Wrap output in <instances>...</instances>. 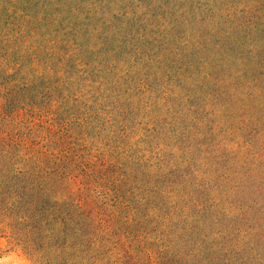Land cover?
<instances>
[{"label": "trees", "instance_id": "trees-1", "mask_svg": "<svg viewBox=\"0 0 264 264\" xmlns=\"http://www.w3.org/2000/svg\"><path fill=\"white\" fill-rule=\"evenodd\" d=\"M27 1L43 15L29 31L35 43L11 63L20 83L0 75V231L10 244L33 264H264V0L247 22L231 20L217 43L198 29L217 13L197 0ZM177 40L169 61L165 51ZM241 49L247 74L238 72ZM183 89L194 100L186 99L183 121L170 122L176 131L198 121L205 91L239 117L238 129L253 131L250 164L233 176L224 171L235 172L233 165L224 167L210 201L219 210L203 205L204 192L181 168L190 160L160 158L155 170L143 147L127 153L141 104L163 99L156 108L163 115ZM211 144L220 165L224 142ZM166 175L180 184L173 209L170 186L158 179ZM240 176L223 206L225 185Z\"/></svg>", "mask_w": 264, "mask_h": 264}, {"label": "rangeland", "instance_id": "rangeland-1", "mask_svg": "<svg viewBox=\"0 0 264 264\" xmlns=\"http://www.w3.org/2000/svg\"><path fill=\"white\" fill-rule=\"evenodd\" d=\"M258 1V0H257ZM256 0H197V4L201 3L202 6L210 8V11H214L217 15L212 19V22L205 26H201L198 29L203 30L206 34V39L213 43L217 41H222L223 29L228 26V23L236 17H239V21L247 22L250 17L251 12L254 11L255 7L258 6ZM247 3V4H245ZM27 0H0V75L4 76L11 74L10 79H7L8 82L20 83V71H17V67L11 68V63H16L19 61L17 59V54L19 49L24 47L27 43H35L36 38L29 39V31L32 29L31 25L35 22V19H39L43 15L40 13L39 8L34 7ZM190 5V4H189ZM192 6V9L195 8L196 11L198 6ZM251 7L250 11H246L248 7ZM206 15L205 10L201 12V15L198 17H204ZM36 24V22L34 23ZM183 24H179V27L183 28ZM209 25V26H208ZM171 25H169L170 27ZM208 26V27H207ZM155 31V30H154ZM157 34V33H156ZM155 34V36H156ZM254 36V35H253ZM225 42V41H224ZM179 41H174L173 45H169L168 50L165 51L164 57L171 61L172 54H175V51L179 47ZM243 47V46H242ZM223 50L229 48L226 45L220 47ZM212 48L208 49V54L212 51ZM244 52V57L246 58L247 49H241ZM212 54V53H211ZM236 58L241 59L244 62L239 69V73L247 74L248 73V64L249 58L242 56H237ZM10 64V66H8ZM160 64V63H155ZM0 81L4 79L0 76ZM197 87H194L196 90ZM4 89V83H0V91ZM3 91V90H2ZM197 89L195 92H198ZM189 90L183 89L182 95L184 97H178L177 100L173 102H168L166 105V112L162 115L157 114L156 108L164 104L165 100L157 99L159 102L141 104L138 115L135 116V121H138L136 125L137 131L135 134L130 136L129 140H126V145H129L127 153L131 155L134 154L135 149L143 147L145 150L143 153H139L146 159L152 168L156 170V167L160 165V158L163 159L164 164L173 162H180L184 166L190 160V169L181 167L183 170L188 173H192L194 183L198 188V191L204 192L202 194V203L206 207H211L212 209L219 210L217 205L210 202L211 199L217 196V189L222 186L221 176H226L229 173L230 175H236L238 169L240 173L250 164V151L248 147L252 144V134L251 129H238L237 126H241V121L239 117L232 118L230 117V110L221 107L215 106L216 102L213 96L212 91L203 92L204 100L206 101L205 105L198 111V121L195 120L191 125L190 131H185L186 133L176 131L175 129L179 128L177 124H170V122H181L183 121L182 117L188 114L187 107L189 104H185L186 99L189 97V101L194 100L188 95ZM191 98V99H190ZM1 99V98H0ZM138 101V100H137ZM139 103H142L138 101ZM226 102L222 100L221 103ZM194 103V101L192 102ZM138 106V105H136ZM135 106V107H136ZM144 106V107H143ZM191 107V106H190ZM240 112V110H237ZM177 114V119H175ZM237 114H241L237 113ZM131 128V127H130ZM129 128V129H130ZM161 133L164 136V139H159ZM127 138V137H126ZM47 139L42 140V150H45L47 147ZM218 143L219 141L224 142L223 148L219 149V154L222 156L223 152L225 156L222 159V164L218 165L214 163L211 158L213 154V145L211 143ZM114 148L113 153H117L121 149V143H113ZM193 147V153L190 152V148ZM194 147H197L199 150H195ZM125 156V153H122ZM221 161L222 157H218ZM217 159V157H216ZM233 165V170H224L225 166ZM166 170V168H165ZM226 172H224V171ZM167 176V175H166ZM174 176L161 177L158 179H166V185L170 186V195L168 193V205L170 209H173L175 205V196L172 194V191L175 188H178L180 184H171V178ZM239 180H243L242 176L239 178H232L228 185H225V188L229 189L227 194V203L225 205H230L232 199L235 197L234 192L238 190L235 187ZM173 187V188H172ZM180 214L183 216L186 214V211L183 207L179 210ZM204 215L209 213L203 212ZM174 219H180L179 217H174ZM151 227H153L152 221L150 222ZM172 238L169 235L168 245H172ZM173 249V246H172ZM119 250V249H116ZM158 251V248L157 250ZM119 252H121L119 250ZM0 264H33L32 261L24 254L21 248L14 247L10 244L8 236L4 231H0Z\"/></svg>", "mask_w": 264, "mask_h": 264}]
</instances>
